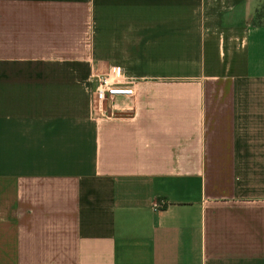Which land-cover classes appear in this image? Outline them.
I'll return each instance as SVG.
<instances>
[{
  "label": "crops",
  "instance_id": "0c3cea01",
  "mask_svg": "<svg viewBox=\"0 0 264 264\" xmlns=\"http://www.w3.org/2000/svg\"><path fill=\"white\" fill-rule=\"evenodd\" d=\"M262 2L0 0V264H264Z\"/></svg>",
  "mask_w": 264,
  "mask_h": 264
},
{
  "label": "built area",
  "instance_id": "2783aa9c",
  "mask_svg": "<svg viewBox=\"0 0 264 264\" xmlns=\"http://www.w3.org/2000/svg\"><path fill=\"white\" fill-rule=\"evenodd\" d=\"M93 83L91 93L92 110L98 119L128 117L135 113L133 100L136 96L135 82L123 69L116 65L108 66L103 72L90 74ZM164 206L163 201H156L154 209Z\"/></svg>",
  "mask_w": 264,
  "mask_h": 264
},
{
  "label": "trees",
  "instance_id": "16d2710c",
  "mask_svg": "<svg viewBox=\"0 0 264 264\" xmlns=\"http://www.w3.org/2000/svg\"><path fill=\"white\" fill-rule=\"evenodd\" d=\"M264 16V1L261 4V7L257 10L254 22L256 24H264V22H262V18Z\"/></svg>",
  "mask_w": 264,
  "mask_h": 264
},
{
  "label": "rangeland",
  "instance_id": "374dc122",
  "mask_svg": "<svg viewBox=\"0 0 264 264\" xmlns=\"http://www.w3.org/2000/svg\"><path fill=\"white\" fill-rule=\"evenodd\" d=\"M264 1V0H263ZM262 22H264V16H263V18H262Z\"/></svg>",
  "mask_w": 264,
  "mask_h": 264
}]
</instances>
